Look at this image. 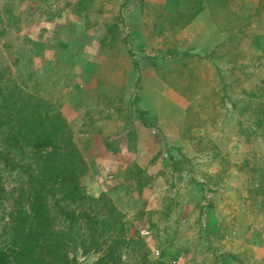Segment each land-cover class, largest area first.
Wrapping results in <instances>:
<instances>
[{
	"label": "rangeland",
	"instance_id": "obj_1",
	"mask_svg": "<svg viewBox=\"0 0 264 264\" xmlns=\"http://www.w3.org/2000/svg\"><path fill=\"white\" fill-rule=\"evenodd\" d=\"M233 2L236 14L225 22L228 38H220L221 43L196 56L197 71L209 85L191 86L193 91L207 90L198 94L207 115L217 118V140H212L210 149L199 158H188L186 145L179 152L185 158V169L179 172L182 177L176 165L166 163L162 177H133L138 185L154 191L149 199L134 196L132 186L119 192L112 187L114 177L95 180L99 177L84 174L72 185L63 183V174L58 173L61 168L69 177L74 174L69 157L58 159V150L67 144L53 134H49L52 146L48 149L35 139L22 144L23 149L14 142L9 150L5 147L9 144H0V247L12 241L2 230L6 224L12 226L9 214L22 212L35 220L34 202L44 197L48 205L44 210L52 220L49 225L63 234L59 264H239L237 258L245 264H264V243L259 242H264V122L258 124L264 120V0ZM6 51L1 45L0 120L6 111L15 116L17 109L22 110L23 98L32 89L15 60L17 54ZM33 102L39 104L44 121L55 114L54 103ZM6 129L0 128L3 143L9 134ZM64 129L74 143L75 133L67 126ZM37 145L42 146L40 151ZM215 148L219 153L214 157ZM36 154L54 171L51 177L59 179L53 181L55 196L30 181V177H39L33 162ZM81 154L78 168L84 166L88 174L90 167ZM22 164L31 167L28 170ZM203 203L204 211L213 204L203 216L204 225H198L193 214L185 218L193 209L199 215ZM158 208L160 213H154ZM188 219L192 226L188 227ZM178 224L187 225L175 229ZM174 236L179 239L172 241Z\"/></svg>",
	"mask_w": 264,
	"mask_h": 264
},
{
	"label": "crops",
	"instance_id": "obj_2",
	"mask_svg": "<svg viewBox=\"0 0 264 264\" xmlns=\"http://www.w3.org/2000/svg\"><path fill=\"white\" fill-rule=\"evenodd\" d=\"M233 1L0 0V46L17 54L28 78L23 99L54 103L75 133L58 159L81 151L90 167L83 177H114L119 192L132 186L137 198L152 199L133 177H162L165 163L180 175L186 145L188 158H199L217 140V118L198 94L207 90L191 86L209 85L196 56L228 38Z\"/></svg>",
	"mask_w": 264,
	"mask_h": 264
},
{
	"label": "trees",
	"instance_id": "obj_3",
	"mask_svg": "<svg viewBox=\"0 0 264 264\" xmlns=\"http://www.w3.org/2000/svg\"><path fill=\"white\" fill-rule=\"evenodd\" d=\"M21 109H17L16 115H13V111H6V114L2 116L0 120V128L6 127V132H9L7 142L3 143V140L0 141V144H9L5 145L6 149L9 150L17 144L20 148H24L22 144H29L30 141L36 140L45 148H49L52 146V143L48 142L49 134H53L55 138H60L61 141L64 138L68 139V137L63 133L64 126L61 124V121L56 118L55 115L49 117L47 121H44L43 118L45 115H41V111L39 108V104L32 102V100H25L21 103ZM6 109L7 106H6ZM52 123L50 124V122ZM264 120L259 121V125H261ZM50 124V125H49ZM16 143L12 145V143ZM24 142V143H23ZM41 145L36 146V150L40 151L42 149ZM38 147V148H37ZM70 159L71 173L74 175H70L66 173V171L61 168L59 170V174H63V183L72 185L74 182L78 181L76 177L82 176L86 173V170L83 167L78 168L79 159L73 155ZM34 168L37 170L39 177H30V181H35L34 185L37 187L40 186L41 190L45 191L49 196H55L56 190H54L56 185H54L53 181L57 182L58 177H51L55 175L50 168L44 165V160L42 161L38 154L33 160ZM81 163H83L81 161ZM55 165V164H54ZM60 166L61 165H56ZM31 165L22 164V168L30 169ZM78 168V169H77ZM57 169V168H56ZM36 190V189H35ZM205 202V201H203ZM35 220H32L31 216H27L22 212L16 213L11 212L9 214L10 223L12 226H8L6 224L5 228L2 230L5 231V236L12 240L4 247H0V264H59L60 256L58 255L62 252L63 242L64 240L61 238L63 234L52 230L49 225L52 222L51 218H49L48 211L44 207L48 206L44 200V197H37L35 202ZM38 205V209L36 210V206ZM206 207V203H203V208ZM203 208L200 210V214L196 217V223L198 225H202L203 216L206 212L213 208V204L210 203L205 211ZM207 213V214H208ZM71 215H69L70 217ZM76 217V214L72 215ZM71 218V217H70ZM204 225V223H203ZM205 229V228H204ZM229 235L227 236V238ZM172 240V239H171ZM174 241V240H172ZM209 243V242H208ZM175 251V247H173ZM238 259V263L245 264L244 260ZM53 260L55 261L53 263ZM143 263H145L143 261ZM223 264H227L223 261Z\"/></svg>",
	"mask_w": 264,
	"mask_h": 264
},
{
	"label": "clouds",
	"instance_id": "obj_4",
	"mask_svg": "<svg viewBox=\"0 0 264 264\" xmlns=\"http://www.w3.org/2000/svg\"><path fill=\"white\" fill-rule=\"evenodd\" d=\"M161 253H160V251H156V255H160ZM174 263H177L176 261H174Z\"/></svg>",
	"mask_w": 264,
	"mask_h": 264
}]
</instances>
